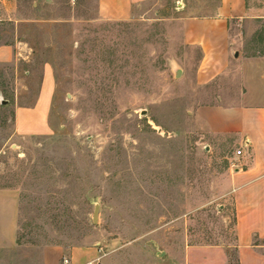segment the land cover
Returning <instances> with one entry per match:
<instances>
[{"label": "rangeland", "instance_id": "1", "mask_svg": "<svg viewBox=\"0 0 264 264\" xmlns=\"http://www.w3.org/2000/svg\"><path fill=\"white\" fill-rule=\"evenodd\" d=\"M249 2L228 24L240 64L206 85L183 33L219 0H154L121 21L100 17L96 0L6 3L0 47L13 55L0 62V188L16 190L19 214L0 264H39L46 247L129 264H220L208 249L217 247L238 264L235 147L213 148L201 112L241 92L264 104V0ZM46 74L47 132L20 135L15 108L33 105Z\"/></svg>", "mask_w": 264, "mask_h": 264}, {"label": "crops", "instance_id": "2", "mask_svg": "<svg viewBox=\"0 0 264 264\" xmlns=\"http://www.w3.org/2000/svg\"><path fill=\"white\" fill-rule=\"evenodd\" d=\"M10 1L0 0V13ZM152 1L96 0V4L100 17L121 21L131 19L136 10ZM252 10L249 0H219L214 16L186 20L183 41L200 51L196 77L201 85L216 82L229 68L240 64L239 57H234L238 51L234 47V39L228 33V24L233 19L245 17ZM12 55V47H0V62ZM53 89L52 80L46 74L33 105L15 108L16 133L35 136L47 132ZM224 96L231 98L234 95ZM217 97L222 98L220 95ZM248 98V93L241 92L238 100H221L217 103L219 106L204 109L201 118L206 123L208 138L213 146L214 142L217 143L213 148H226L224 144L235 147L230 156L233 168L229 185L236 213L238 264H264V104H254ZM238 149L241 150L240 156L235 155ZM18 207L16 190L0 188V253H6L16 246ZM208 249L221 254L220 264H226L227 258L222 249ZM39 264L129 263L124 258L101 256L93 248L65 250L61 247H46Z\"/></svg>", "mask_w": 264, "mask_h": 264}, {"label": "water", "instance_id": "3", "mask_svg": "<svg viewBox=\"0 0 264 264\" xmlns=\"http://www.w3.org/2000/svg\"><path fill=\"white\" fill-rule=\"evenodd\" d=\"M238 56V53H234V57L236 58ZM180 73V70H176L175 71V75L178 76ZM98 209H99V206L98 205H95L94 206V211H93V214H92V222L93 223H96V219H97V214H98Z\"/></svg>", "mask_w": 264, "mask_h": 264}, {"label": "built area", "instance_id": "4", "mask_svg": "<svg viewBox=\"0 0 264 264\" xmlns=\"http://www.w3.org/2000/svg\"><path fill=\"white\" fill-rule=\"evenodd\" d=\"M235 155H236V156H240V155H241V150H240V149L236 150V151H235ZM64 262H66V261H64Z\"/></svg>", "mask_w": 264, "mask_h": 264}]
</instances>
